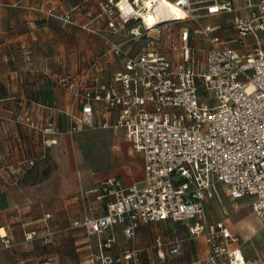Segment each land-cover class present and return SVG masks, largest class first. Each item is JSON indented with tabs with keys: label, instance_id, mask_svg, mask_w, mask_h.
Masks as SVG:
<instances>
[{
	"label": "built area",
	"instance_id": "1",
	"mask_svg": "<svg viewBox=\"0 0 264 264\" xmlns=\"http://www.w3.org/2000/svg\"><path fill=\"white\" fill-rule=\"evenodd\" d=\"M160 1L107 0L100 5L106 29L82 27L101 35L106 49L78 74L58 80L70 96L67 127L44 123L40 131L51 137L44 143L56 144L54 136L64 133L123 129L144 157L143 186H125L115 177L104 180L96 198L112 199L105 214L84 217L81 225L89 235L103 241L106 231L122 225L132 240L142 224L184 223L192 237L205 238L210 253L192 264L219 259L264 264L246 261L240 238L206 216L208 202L221 201L222 189L234 200L249 197L264 235V0H243L241 6L224 0H166L182 19L159 14ZM149 12L157 18L153 28L144 16ZM221 15L235 17L228 26L222 20L203 23ZM60 19L73 22L70 14ZM173 24L180 25L178 34L166 40L162 30ZM122 34L125 40L113 39ZM109 57L120 58L122 68L109 70ZM100 114L106 118L98 121ZM36 163L33 157L25 165L30 169ZM35 236L28 233L27 239ZM156 240L162 248L164 241ZM105 241L107 247L114 238Z\"/></svg>",
	"mask_w": 264,
	"mask_h": 264
},
{
	"label": "crops",
	"instance_id": "2",
	"mask_svg": "<svg viewBox=\"0 0 264 264\" xmlns=\"http://www.w3.org/2000/svg\"><path fill=\"white\" fill-rule=\"evenodd\" d=\"M106 1L0 0V200L4 201L0 205V264H11L6 258H12L13 264H49L47 241L52 240L47 239L46 227H65L66 221L71 226L75 225L79 220L72 219L71 207L73 210L76 208L78 213L82 209V220L86 215L105 214L100 212L99 202L88 197L89 192L104 179L115 177L125 186L144 185V157L125 138L123 129L98 127L73 135L64 133L54 136L57 143L51 146L44 143V138L50 136L40 131L48 121L63 129L67 127L65 111L70 96L58 80L71 73L78 74L94 56L105 51V40L82 27L89 24L97 31L106 29L107 22L99 17L102 11L100 5ZM224 1H232L238 6L244 4L243 0ZM40 7L47 13L38 11ZM69 14L75 25H66L58 18ZM234 17L221 15L210 20L212 23L222 20L228 26ZM105 64L111 71L123 66L118 57H109ZM105 118L100 114L98 121ZM42 153L44 158H41ZM33 157L37 158L35 167L45 166L51 161L56 166L48 175L49 190L46 193L34 192L25 185L20 187L22 180L29 178L30 170H25L26 161ZM89 158L96 160L97 164L92 167L95 171L88 173L81 167L88 166ZM221 193V201L213 199L208 202L206 216L210 221L225 223L231 214L226 206L227 199L229 202L234 199L224 189ZM45 199H49L46 204ZM241 199L245 200L242 201L244 205L251 207V198ZM39 200L41 202H35ZM85 201L96 204V209L91 205L88 207ZM252 211L257 225L247 230L246 240L241 241L237 230L225 224L233 235L240 238L239 245L246 261H264L262 224ZM215 215L217 218H214ZM175 224L185 226L188 232L189 237L182 242L187 260L191 263L175 261L173 264H192L199 253L202 254L200 259L208 257L210 253L206 240L192 237L187 224ZM140 227L131 241L121 233L108 234L103 241L95 235L77 236L70 243L74 244L76 254L92 256L94 253H105L117 258L118 262L123 252L134 255L140 251L149 258V254H155L157 250L158 262L163 264H171L166 259V252L169 257L180 255L178 250L182 245L176 236L168 241L159 234L143 232L148 226L142 224ZM118 228L124 229L122 225ZM32 231H36L37 235L27 239V234ZM4 236L11 240V247L4 245ZM110 236L114 242L106 247L105 240ZM157 238L164 241V247L167 246L164 254L156 244ZM63 243H56L61 246V253ZM239 245L233 244L232 247ZM126 264H130V260ZM216 264L229 263L226 259H219Z\"/></svg>",
	"mask_w": 264,
	"mask_h": 264
},
{
	"label": "rangeland",
	"instance_id": "3",
	"mask_svg": "<svg viewBox=\"0 0 264 264\" xmlns=\"http://www.w3.org/2000/svg\"><path fill=\"white\" fill-rule=\"evenodd\" d=\"M38 11L41 12H45L47 13V11L45 9H43V7H40L39 9H37ZM49 14V13H48ZM60 17L62 16H58L59 20L62 21V19H60ZM103 19H105V17L99 16ZM71 20L73 22H66V21H62L64 24L66 25H75L76 22L71 18ZM135 22H138L137 20L132 21V23L137 24ZM203 23H207L210 24L212 23V20L210 19H206L203 21ZM107 25V24H106ZM179 24H173V25H169L166 26L163 30L162 33L164 34V38L170 39V37L172 36V33L174 34H178V30H179ZM105 29H103L104 31ZM100 31V30H99ZM97 31V32H99ZM106 33V32H105ZM98 35V34H96ZM101 36V35H99ZM116 41H123L125 40V34L122 35H118V36H114L113 38ZM141 44V43H140ZM139 44V45H140ZM136 45V43H135ZM134 46V45H133ZM30 122V121H29ZM31 123V122H30ZM89 164L86 168H83L86 172H92L95 171L94 168H92L94 165L97 164L96 160H93L91 158H89ZM56 166H54V162H49L47 165H38L34 168H30L28 170V168H25L26 172H28V180H22L23 183L22 186H28L29 188H32L34 190V192H41L44 191V193H46V191L49 190V184H48V180L47 178L48 175L53 172L55 170ZM106 180V179H104ZM103 181L99 182L90 192L88 197L91 198V201L94 199V201L99 202L100 205V212L101 213H105L106 210V205L107 203L112 199V197H105V199L102 200H98V198H95V194L96 196L100 193L98 191V189L101 187V185L103 184ZM19 186V185H17ZM19 190V189H17ZM86 196V194H84ZM86 199V197H84ZM93 198V199H92ZM227 199V197H226ZM80 203L82 199H79ZM87 200V199H86ZM228 203L226 204V206L231 210V214L229 217H227V219L225 220V223H227L228 225H230L232 228H234L235 230H237V235L238 237L241 238V241L246 240L248 237L247 234V230H251L253 229L256 225V219L254 216H252V208L248 205H244L242 203V201H245L244 199L238 200V201H231L229 202V199H227ZM226 201V202H227ZM4 201L0 200V205L3 204ZM35 202H41V200L39 201H35ZM49 202V199H45V204ZM241 203V204H238ZM83 204V203H82ZM85 204L88 205V207H90V205L96 209V204L90 202L85 201ZM243 204V205H242ZM71 207V206H70ZM47 210V207H45ZM80 208H81V204H80ZM235 210H233V209ZM75 210H73V208L71 207V213H72V219L76 220L78 219L79 221L76 222L75 225L71 226L69 221L65 222V227H63V225L61 226V228H51V227H46L47 229V239H51L53 243H59V241H61L62 243H70L71 239L76 238L77 236H91L89 235L85 228L81 225L82 223V216H81V211L75 212ZM214 218H217V215L214 216ZM49 219V218H48ZM47 222V221H46ZM144 226H148L143 232L148 233V235L151 233L152 235H156L159 234L162 236V238L171 241L173 239H175V236L180 240L181 243V247L178 250L179 251V256L178 257H169L167 252H166V247L167 246H163L162 248H159L162 250L163 254L164 252H166V259L167 261H169V263L173 264L175 261L177 262H183L186 261L185 263H191V261L187 260V255L185 254V251L183 250V246H184V242H182V239H187L189 237L188 232L185 228V226L181 225V224H175V223H171V222H165V223H161V222H150L147 224H143ZM141 229V227L137 230L136 233H138V231ZM123 233L124 231L121 229H113V230H108L106 231L103 235L106 236L108 234H114V235H119ZM97 236V235H95ZM99 237V236H97ZM100 238V237H99ZM197 239H201L204 240L205 238H201V236ZM69 240V241H68ZM49 241V240H48ZM131 241V240H130ZM205 242V240H204ZM4 243V241H3ZM139 243V242H138ZM5 245V243H4ZM10 245L12 246L11 240H10ZM64 245V243H63ZM6 247H11V246H7ZM170 245H168L169 247ZM64 248V246H63ZM73 248H75V246L73 245H68L65 244V249H63V252L61 253L60 246L59 244H56V246L54 245L52 250L51 248H48V258H49V264H126L128 260H130V264H141V263H145V264H150L151 262L159 263L158 262V252L157 250H155V254H149V258L148 255L144 254V252H140V251H136V253H134V255H132L130 252L129 253H122V257H118L120 259V261H117V258L111 256V255H106L105 253H94L92 256H88L86 254L83 255V253L76 254L73 250ZM160 250V251H161ZM196 252V251H195ZM160 253V252H159ZM198 253H199V248H198ZM177 254V253H176ZM130 255V258H129ZM174 255V254H171ZM202 257V254L200 255L199 253V257L196 258L200 259ZM9 263L13 264V259L12 258H6ZM133 260V262H132ZM180 260V261H179ZM195 260V261H196ZM175 262V263H176Z\"/></svg>",
	"mask_w": 264,
	"mask_h": 264
},
{
	"label": "bare ground",
	"instance_id": "4",
	"mask_svg": "<svg viewBox=\"0 0 264 264\" xmlns=\"http://www.w3.org/2000/svg\"><path fill=\"white\" fill-rule=\"evenodd\" d=\"M158 12L159 14H163L164 17H176L178 19H182V13L181 11L174 5L169 3L168 1H160L158 3ZM145 16L146 22L149 25L150 28H153L156 24V19L154 15L149 12Z\"/></svg>",
	"mask_w": 264,
	"mask_h": 264
},
{
	"label": "trees",
	"instance_id": "5",
	"mask_svg": "<svg viewBox=\"0 0 264 264\" xmlns=\"http://www.w3.org/2000/svg\"><path fill=\"white\" fill-rule=\"evenodd\" d=\"M106 22H107V20H106V17H105V19H104ZM89 25V24H88ZM35 167V166H34ZM31 168H33V167H31ZM32 232H36V231H32ZM36 235H37V232H36ZM69 241V240H68ZM72 241V239L70 240V242ZM47 243H48V248H51V250H52V248H53V246L55 245L56 246V243L54 244L52 241H47ZM68 245H73L74 246V244H71V243H67ZM60 246V245H59ZM64 249H65V245H64ZM61 250V246H60V249H59V251ZM73 250H74V248H73ZM74 252H75V250H74ZM152 263H154V262H152ZM142 264V263H141ZM156 264H163V263H156Z\"/></svg>",
	"mask_w": 264,
	"mask_h": 264
}]
</instances>
